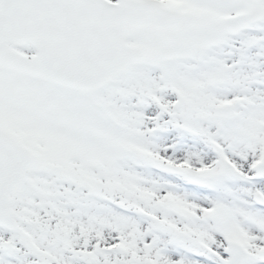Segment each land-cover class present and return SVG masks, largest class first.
Returning a JSON list of instances; mask_svg holds the SVG:
<instances>
[{"label": "snow or ice", "instance_id": "obj_1", "mask_svg": "<svg viewBox=\"0 0 264 264\" xmlns=\"http://www.w3.org/2000/svg\"><path fill=\"white\" fill-rule=\"evenodd\" d=\"M0 264H264V0H0Z\"/></svg>", "mask_w": 264, "mask_h": 264}]
</instances>
